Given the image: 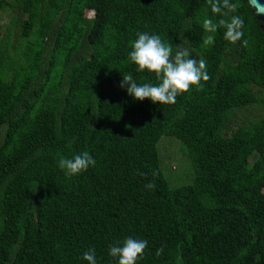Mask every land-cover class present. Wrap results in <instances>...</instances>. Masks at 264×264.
<instances>
[{
    "label": "trees",
    "instance_id": "obj_1",
    "mask_svg": "<svg viewBox=\"0 0 264 264\" xmlns=\"http://www.w3.org/2000/svg\"><path fill=\"white\" fill-rule=\"evenodd\" d=\"M233 2L236 44L205 31L206 0H0V264H87L92 248L118 264L126 237L148 241L138 264H264V19ZM140 32L188 48L209 79L172 105L135 100L123 75L158 83L129 59ZM164 135L191 183L162 172ZM84 151L95 166L66 176L58 160Z\"/></svg>",
    "mask_w": 264,
    "mask_h": 264
},
{
    "label": "clouds",
    "instance_id": "obj_2",
    "mask_svg": "<svg viewBox=\"0 0 264 264\" xmlns=\"http://www.w3.org/2000/svg\"><path fill=\"white\" fill-rule=\"evenodd\" d=\"M211 8L213 16L219 17L217 21L204 19L203 28L206 32L215 33L219 28H223L224 39L230 44H236L244 37V19L236 14L239 8L238 3L233 0H206ZM250 6H252L250 4ZM254 11L264 15V6L255 0ZM214 43L213 35H208L204 39L205 45ZM247 43V40H244ZM132 50L129 59L140 72L154 74L157 84H138L131 74L123 75L120 87L127 86V92L135 100L143 101L149 99L153 104L172 105L177 101V97L190 92L193 88L200 90L202 81L209 79L207 75V64L203 59L193 58L188 48L182 44L173 48L166 44L159 35L148 34L146 32L137 33V39L132 42ZM95 159L88 151L81 152L71 158L61 157L58 165L68 177L77 176L86 172L88 168L94 167ZM146 188H154L151 182ZM148 241L144 239H134L126 237L122 244L112 245L109 248V255L117 258L118 264H138L143 259ZM163 249H157L156 256H160ZM82 259L87 264H98L95 249L86 250Z\"/></svg>",
    "mask_w": 264,
    "mask_h": 264
},
{
    "label": "rangeland",
    "instance_id": "obj_3",
    "mask_svg": "<svg viewBox=\"0 0 264 264\" xmlns=\"http://www.w3.org/2000/svg\"><path fill=\"white\" fill-rule=\"evenodd\" d=\"M90 14V13H89ZM8 20V14L0 12V29ZM160 167L171 186L189 184L193 168L184 146L175 137L162 136L157 144Z\"/></svg>",
    "mask_w": 264,
    "mask_h": 264
},
{
    "label": "water",
    "instance_id": "obj_4",
    "mask_svg": "<svg viewBox=\"0 0 264 264\" xmlns=\"http://www.w3.org/2000/svg\"><path fill=\"white\" fill-rule=\"evenodd\" d=\"M248 5L250 6V4L252 6L251 7V10L253 12V15H254V18L256 20H259V21H262L264 19V15L262 14H257L255 11H254V6H255V0H246ZM257 3H259L261 6H264V0H256Z\"/></svg>",
    "mask_w": 264,
    "mask_h": 264
}]
</instances>
